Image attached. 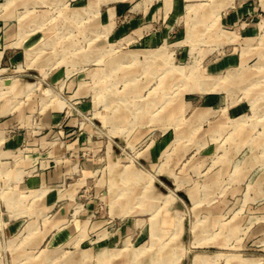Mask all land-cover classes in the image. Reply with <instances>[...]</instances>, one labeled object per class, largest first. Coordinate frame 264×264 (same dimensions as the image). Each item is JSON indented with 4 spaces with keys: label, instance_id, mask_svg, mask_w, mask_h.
Listing matches in <instances>:
<instances>
[{
    "label": "rangeland",
    "instance_id": "1",
    "mask_svg": "<svg viewBox=\"0 0 264 264\" xmlns=\"http://www.w3.org/2000/svg\"><path fill=\"white\" fill-rule=\"evenodd\" d=\"M142 2L150 26H170L149 51L138 45L149 30L121 26ZM263 21L264 0H0V49L21 45L0 60V113L21 119L0 122V264H120L142 246L85 258L51 241L82 212L107 219L106 232L137 220L144 246L166 253L132 264H193L195 253L196 264H264ZM78 153L89 160L60 179L19 186L22 168L72 167ZM179 219L217 238H171Z\"/></svg>",
    "mask_w": 264,
    "mask_h": 264
},
{
    "label": "crops",
    "instance_id": "2",
    "mask_svg": "<svg viewBox=\"0 0 264 264\" xmlns=\"http://www.w3.org/2000/svg\"><path fill=\"white\" fill-rule=\"evenodd\" d=\"M141 6H142V9L140 10H142L143 12L140 11L138 13V11H135L134 13L130 14L127 20V23L121 26L129 30L130 29H133L135 31L139 30L140 32H143V33H146L145 32L146 29L149 30L150 33L145 34V37H146L145 39L149 43H138V45L141 46L140 47L141 49H146L149 51V49H153V48L155 49L156 47L159 48L160 46L164 44L163 42L167 40V36L169 35L170 26H163V24L157 27L150 26L151 23H149L148 20L151 19L152 15L150 16L148 9H146L147 5H145L144 2H142ZM109 14H112V16H114L115 9L113 6L112 8L108 9L107 15ZM243 15H244V6H241L236 9H233V7L229 8L225 10L223 13L222 24L226 25L227 23L238 22L239 19ZM261 23H264V21ZM258 24H260V21L258 22ZM242 25L244 26V22L242 23ZM14 46L20 47L21 45L20 43L19 44L18 43H15V44L14 43H4L2 48L0 49V60H3V58L6 57V52L8 51V49ZM129 50L134 51L131 49ZM129 50H126V51H129ZM235 63H236V59H232L231 57H229L227 59L225 58L223 65L224 66L230 65V64L234 65ZM8 77H10V79L12 80L11 76H6L3 78V80L6 81V78ZM3 108H4L3 106H0V112L4 110ZM17 114L18 113H13L12 115H9V114L1 115L0 113L1 126H12L14 124H18L21 121V119L19 115ZM54 116H56V114H54ZM56 119L57 118H55L54 120L52 119V121H56ZM80 142L81 141L78 142V140H73L71 145L79 144ZM160 142L162 146H161V151L158 157L163 153V151H165V148L167 147L169 140L167 139V137H162ZM145 156H146L145 159H153L154 157L153 153L150 151L146 153ZM82 158L89 160L90 157L89 156L83 157L82 154L78 153V155H76L73 158L74 163L72 164L73 165L72 167L71 166L68 167V165L61 163V162H53V163H50L48 167L40 171V173L38 174L36 173L34 175H29V174L25 175L24 174L25 171H23L24 168H22L19 172V175H20L19 186L20 187L33 186V185L41 184L43 181L44 182L45 181H56L60 179L61 176H63L65 172H69V170H72V169H77V166L79 163H81ZM85 165H88V163L86 162ZM166 186H168L170 193L173 192L175 195H177L184 201H185L184 197L187 195L189 199L191 198L194 202H196L195 192L193 191V189H186V190L183 189L182 191H178L177 189H180L178 185L175 187H172L169 185H166ZM15 193H18V192H15ZM174 194H172V197L175 196ZM168 198L167 200H169ZM181 219L177 220L176 223L178 224L179 229L177 230V232L174 233V235L171 238L182 237L184 239L191 238L193 240L203 239V238H207V239L217 238V236L212 235V233L205 236V235H202L200 231L192 230L193 228L195 229L194 226L192 229L187 230L185 228L186 227L185 222L183 223V220ZM162 221L165 224H169L170 222L174 221V218L165 216L163 217ZM105 223H107V219H105L104 217L92 216V214L82 212V214H80L79 216H76L75 222L73 223L72 228H68L67 230H64V231H61V230L53 231L51 234L52 235L51 241L55 243H60V244L64 243L65 245L78 248L81 251V256L85 258L89 257V252H90L89 250H96L99 257L104 258V257H111L114 255L116 256L120 254L123 250V246L126 245L127 243L134 244V245L135 243H140L142 245L137 248V251H133L134 248L130 249L129 253L126 256L127 260L123 259L120 264H123L125 262H130L132 264L133 263L132 260L134 259L133 261H135V259H138L136 257L139 255H142V256L161 255V254L166 255L164 250H159L156 253L155 252L153 253V251L149 250V248H146V246H144V244L146 243V238L148 234L146 233L145 227L141 226V224H140V227H137V224H138L137 220H132V219L122 220L116 232H106L105 227H104ZM156 224L157 222H154L152 225L153 226L152 229H154L152 230L153 232H151L152 236H155L157 234L158 228ZM86 225L88 226L87 230H86V227H87ZM184 229H186L185 230L186 234L184 233ZM183 251L184 250H181L178 261L184 258ZM201 256L202 255L199 253L193 254V264H196L197 259L200 258ZM139 261L140 260L138 259L137 262Z\"/></svg>",
    "mask_w": 264,
    "mask_h": 264
},
{
    "label": "water",
    "instance_id": "3",
    "mask_svg": "<svg viewBox=\"0 0 264 264\" xmlns=\"http://www.w3.org/2000/svg\"><path fill=\"white\" fill-rule=\"evenodd\" d=\"M10 77L6 78V83H9L10 82Z\"/></svg>",
    "mask_w": 264,
    "mask_h": 264
},
{
    "label": "bare ground",
    "instance_id": "4",
    "mask_svg": "<svg viewBox=\"0 0 264 264\" xmlns=\"http://www.w3.org/2000/svg\"><path fill=\"white\" fill-rule=\"evenodd\" d=\"M147 55L149 54V53H146ZM202 86V85H201Z\"/></svg>",
    "mask_w": 264,
    "mask_h": 264
}]
</instances>
